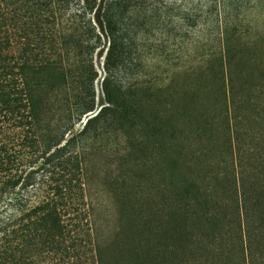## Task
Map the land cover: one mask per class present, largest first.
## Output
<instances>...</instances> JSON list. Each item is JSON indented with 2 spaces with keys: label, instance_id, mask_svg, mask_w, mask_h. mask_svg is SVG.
<instances>
[{
  "label": "trees",
  "instance_id": "1",
  "mask_svg": "<svg viewBox=\"0 0 264 264\" xmlns=\"http://www.w3.org/2000/svg\"><path fill=\"white\" fill-rule=\"evenodd\" d=\"M138 1L0 0V264H264V37L152 88Z\"/></svg>",
  "mask_w": 264,
  "mask_h": 264
},
{
  "label": "rangeland",
  "instance_id": "2",
  "mask_svg": "<svg viewBox=\"0 0 264 264\" xmlns=\"http://www.w3.org/2000/svg\"><path fill=\"white\" fill-rule=\"evenodd\" d=\"M138 8L135 17L144 20L142 25L146 29L141 38L144 47H137L142 49L144 65L137 72L138 76L128 79H144L152 88L185 86L182 89H189L198 78L207 79L209 69L219 71L223 61L224 25L236 23L242 32H251L250 38L264 37V0H139ZM247 24L253 29L246 28ZM102 56V52L93 56L97 71L94 81L96 101L102 98ZM200 72L201 77H198ZM185 133L192 135L187 127ZM185 136H179L181 145L185 150L195 151L199 139L189 136L184 141Z\"/></svg>",
  "mask_w": 264,
  "mask_h": 264
}]
</instances>
